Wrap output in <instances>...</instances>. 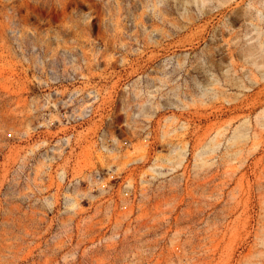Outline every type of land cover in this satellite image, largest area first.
Listing matches in <instances>:
<instances>
[{
	"label": "rangeland",
	"instance_id": "rangeland-1",
	"mask_svg": "<svg viewBox=\"0 0 264 264\" xmlns=\"http://www.w3.org/2000/svg\"><path fill=\"white\" fill-rule=\"evenodd\" d=\"M0 264H264V0H0Z\"/></svg>",
	"mask_w": 264,
	"mask_h": 264
}]
</instances>
